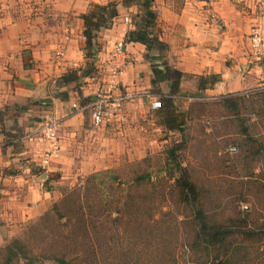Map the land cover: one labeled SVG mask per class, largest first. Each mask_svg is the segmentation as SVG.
Here are the masks:
<instances>
[{"label":"crops","instance_id":"1","mask_svg":"<svg viewBox=\"0 0 264 264\" xmlns=\"http://www.w3.org/2000/svg\"><path fill=\"white\" fill-rule=\"evenodd\" d=\"M110 1L117 3V15L98 32L97 71L57 87L59 77L72 69L80 73L86 65L81 15L92 4ZM152 6L159 37L168 48L150 55L162 54L163 62L182 73L176 88L168 78L153 91L152 60L145 57V46L124 41L134 27L135 4L125 6L122 0H0L1 242L39 217L59 197L61 185L75 183L113 156V128L122 122L110 118L94 124L87 110L73 104L83 106L107 80L109 53L117 42H124L130 59L119 76L120 88L133 95L124 108L125 120L143 105L146 93L168 96L176 89L169 104L186 101L180 97L186 96L185 91L197 90L201 75L218 76L213 85L198 89L206 95L263 83L264 57L252 55L248 37L256 16L254 0H153ZM262 36L264 40V17ZM62 91L65 97L59 96ZM150 109L159 115L160 108ZM50 115L60 121L58 151L44 165L48 144L38 129Z\"/></svg>","mask_w":264,"mask_h":264},{"label":"rangeland","instance_id":"2","mask_svg":"<svg viewBox=\"0 0 264 264\" xmlns=\"http://www.w3.org/2000/svg\"><path fill=\"white\" fill-rule=\"evenodd\" d=\"M150 60L164 71L168 67L169 79H175L174 69L166 61ZM183 94L192 99L175 101L171 107L174 114L182 116L178 129L159 126L163 119L153 114L152 98L145 96L143 105L131 118L112 127L116 132L113 156L105 160V166L78 177L73 184L61 185L59 197L32 221L37 220L38 228L32 231L26 224L15 236L0 241V256L1 248L12 238L19 237L30 241L34 249L43 250L44 254L64 255L70 264H208L217 253L211 250L207 255L194 244L197 226L190 207L182 202L175 177L164 174L162 165L171 147L197 185L210 223L226 224L230 230L234 228L230 224H235L242 231L249 227L255 232L264 231V188L259 185L264 183V156L246 163L247 143L243 140L255 141L257 148L264 144V81L259 86L220 95H206L198 89ZM228 95L241 97L238 110L220 99ZM58 142L59 136L55 143L57 151ZM232 146L235 150H230ZM106 169L114 170L120 180L126 182L124 189L132 197L133 206L125 210L119 204L120 213L112 211L106 219H90L104 207V196L97 191L88 198H92V209L86 206L87 202L79 212L77 205L68 207L64 216L63 211L59 214L54 209L53 203L81 185L89 174ZM145 172L154 185L131 186V178ZM128 193L117 187L111 197L123 203ZM149 197L155 202L154 221L147 219ZM82 210L94 212L82 215ZM45 213L48 216L42 219ZM238 218H242V226ZM234 237L241 241L237 243L239 252L234 257L238 264H264V238L256 243L244 239L242 234ZM41 264L56 263L44 258Z\"/></svg>","mask_w":264,"mask_h":264},{"label":"trees","instance_id":"3","mask_svg":"<svg viewBox=\"0 0 264 264\" xmlns=\"http://www.w3.org/2000/svg\"><path fill=\"white\" fill-rule=\"evenodd\" d=\"M122 3L125 6L135 4L138 7V11L131 18V22L134 27L133 29H130L126 32L124 41L139 42L143 44L147 51L145 55L146 58L162 59V54L156 56L150 55V52L153 50H157L162 53L168 48L167 43L160 39L159 32L157 31V13L152 6L153 0H122ZM116 5L117 3L115 1H110L106 4H92L87 12L81 15V18L83 19L82 34L85 38L84 55L87 59L86 65L80 73H78L77 70L72 69L59 77L55 81V85L57 87H64L69 82L78 81L80 77L91 76L97 71L94 58L97 55L99 46L96 42V38L98 32L106 28L112 19L117 15ZM168 71V67L164 71L157 64H152L153 78L151 80V84L153 88H156L159 82L169 78ZM174 73L175 79L173 82L175 83L176 88L182 73L175 69ZM217 79L218 76L216 74L201 75L198 77L197 89L202 91L208 85V83L213 85ZM176 92L177 90L175 89V91H170L168 96L161 93L159 94V98L162 100L163 105L160 108V113L158 116L163 119V124L165 126H169L170 128L175 127L178 129L179 126L182 125V116L180 114H174L171 109L172 105L169 104V101H172V94H176ZM59 96L65 97L66 92H60ZM240 98L241 97L238 95L220 97L223 103H227L228 106L236 110H238V100ZM263 100L264 98H262V101ZM3 116L4 111L0 110V121H2ZM243 140L245 143H247V155L245 156L246 159L244 160L246 163H251L264 156V152H262L264 149L263 143H261V145H259L257 148L255 146V141L249 143L246 141V139ZM162 167L165 170V175L167 174L169 178L175 177V183L178 186L177 190L179 191V194H181L182 202L190 207L193 221L197 226V242L194 241V244H196L198 248H201V250H203L207 255L210 254L211 250L217 253L213 259L208 260V264H238L237 259L234 257L239 252L238 246L240 244L237 243H241V241L234 237L236 234H242L244 239H249L256 243L264 238L263 230L255 232L254 229L249 227V229H246V231H242L235 224H230L234 227L230 230V227H227L228 225L226 224L216 225L215 223H210L202 208L201 193L197 188V185L189 178L186 168L176 159V153L173 147H171L166 152L165 162L163 163ZM125 183L126 182L120 180L119 174H116L114 170L106 169L103 171H95L89 174L81 185L68 191V193L66 192L59 202L53 203V207L59 214H61L63 211V216L66 209L73 205H77V211L79 212V209L83 207L84 202H87L86 206L92 209L94 207V204L91 202L92 198H88L98 191L100 192L99 194L104 196V207L100 208L99 213H94L92 217L89 218L106 219L111 215L112 211L120 213L118 207L119 204L123 205L125 210L129 207V205L133 206L134 203L131 204L133 202L132 197L124 189V186L126 185ZM130 184L131 186L133 184V186H137L138 188L142 186L145 187L148 185H154L150 179V175L146 172L138 174L137 176L135 175V177L131 178ZM259 185L264 188V183H260ZM117 187H121L125 193H128L126 194L127 199L123 203H121L120 199H113V197H111L113 196L112 194L115 193V189H117ZM81 198H84L85 201L82 202ZM146 201L149 205L147 219L154 221L152 209H154L153 205L155 202L153 199H150V197ZM113 204L115 205L113 206ZM93 212L94 211L89 210L86 213L82 210L80 213L82 215L85 213L89 215ZM47 216L48 214L45 213L42 219L46 218ZM247 216H249V213H247ZM42 219L38 221L39 224L42 223ZM238 219L241 220V224L239 225L242 226V218ZM243 219L246 220L245 218ZM36 221L32 222L31 224L29 223L27 227L32 231L35 230L36 227L38 228V223H36ZM82 222L84 221L82 220ZM230 222H232V220ZM33 224H35V226ZM93 226L94 225H92V227ZM1 249L2 254L0 256V264H41L42 259L44 258H50L56 264H70L64 255H57L55 252H52L48 255L44 254L43 250L38 251L34 249L30 241L21 239L19 237L12 238Z\"/></svg>","mask_w":264,"mask_h":264},{"label":"built area","instance_id":"4","mask_svg":"<svg viewBox=\"0 0 264 264\" xmlns=\"http://www.w3.org/2000/svg\"><path fill=\"white\" fill-rule=\"evenodd\" d=\"M254 1L256 16L248 37L252 55L258 59H262L264 57V40L262 36L264 0ZM125 21H128L127 17H125ZM129 60V56L124 49V42H117L109 53L107 80L99 84L93 94V98L83 106L80 107L79 104H73V106L80 110H87L92 123L100 124L110 118L123 121L125 105L133 95L129 91L120 88L119 76L124 72ZM146 96L152 98L150 101V107L152 109L162 107V100L160 98L154 97L150 93H146ZM180 98L187 101L192 99L189 96ZM59 123L58 118L50 115L42 122L38 129L39 135L41 134L42 139L48 144L43 160L44 165L48 163L52 155L56 154L57 146L55 143L58 138ZM230 150H235V147L232 146ZM243 207L246 208L247 206L243 205Z\"/></svg>","mask_w":264,"mask_h":264}]
</instances>
